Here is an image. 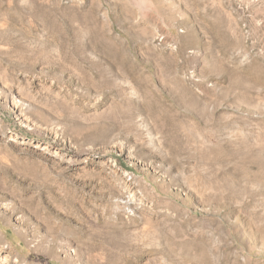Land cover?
<instances>
[{
    "label": "rangeland",
    "instance_id": "1",
    "mask_svg": "<svg viewBox=\"0 0 264 264\" xmlns=\"http://www.w3.org/2000/svg\"><path fill=\"white\" fill-rule=\"evenodd\" d=\"M0 264H264V0H0Z\"/></svg>",
    "mask_w": 264,
    "mask_h": 264
}]
</instances>
